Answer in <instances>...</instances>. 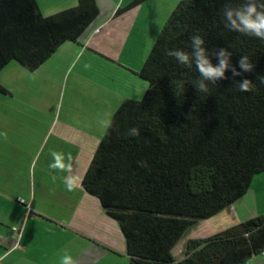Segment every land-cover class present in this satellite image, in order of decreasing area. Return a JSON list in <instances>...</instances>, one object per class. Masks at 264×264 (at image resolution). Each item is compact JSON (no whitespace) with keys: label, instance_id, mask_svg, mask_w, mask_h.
<instances>
[{"label":"trees","instance_id":"obj_1","mask_svg":"<svg viewBox=\"0 0 264 264\" xmlns=\"http://www.w3.org/2000/svg\"><path fill=\"white\" fill-rule=\"evenodd\" d=\"M226 3L238 7L243 0L178 1L138 72L149 83L143 98L120 104L83 176L86 191L118 222L129 264H241L264 252L262 213L190 238L181 258L173 254L190 225L244 196L264 172V85L257 80L264 75V40L226 29ZM99 13L96 0L49 15L37 0H0V72L13 61L36 70L64 42H79ZM195 34L213 64L212 52L225 48L237 71L242 56L253 70L233 78L228 69L227 79L198 92L195 66L166 54L191 51ZM245 78L256 85L252 91L238 90L234 81ZM0 92L10 90L0 82Z\"/></svg>","mask_w":264,"mask_h":264},{"label":"crops","instance_id":"obj_2","mask_svg":"<svg viewBox=\"0 0 264 264\" xmlns=\"http://www.w3.org/2000/svg\"><path fill=\"white\" fill-rule=\"evenodd\" d=\"M37 1L45 15L78 4V0ZM96 1L99 15L79 42H72L80 51L99 37L100 32L105 33V37L109 35L110 26L123 10L121 0ZM131 3L129 7H137L135 16L141 5L139 8L138 3L130 6ZM134 29L133 25L128 37L136 36ZM51 60L54 54L40 68ZM9 66L17 69L11 62L3 70ZM33 106L34 101L27 97H15L11 91L0 92L1 264H60L65 249L74 264H118V255L129 256L124 234L100 199L87 192L82 183L101 139L88 146L85 140L76 141L67 125L59 131L54 130L57 126L53 127L54 120L53 124L44 126ZM76 128L77 134L88 138L82 123ZM53 153H62L64 157L55 161ZM68 153L72 160L67 158ZM63 166L62 171L59 167ZM68 182L74 185L72 191L66 187ZM256 256L263 257L264 252ZM253 258L244 264L254 263Z\"/></svg>","mask_w":264,"mask_h":264},{"label":"rangeland","instance_id":"obj_3","mask_svg":"<svg viewBox=\"0 0 264 264\" xmlns=\"http://www.w3.org/2000/svg\"><path fill=\"white\" fill-rule=\"evenodd\" d=\"M121 1L122 13L110 26L112 32L106 37L100 32L99 37L81 51L76 43L64 42L54 53V60L39 70L27 69L13 61L17 69L9 66L0 72V80L15 97L34 101L35 114L41 115L44 126L53 124L54 120L53 127L57 124L54 130L59 131L67 125L74 139L79 142L85 140L88 146L101 139L106 131L102 121L112 119L125 99L143 98L149 83L137 72L179 0H143L138 3L141 8L135 16L133 13L137 7H129L134 0ZM133 25L136 36L128 37ZM85 64L90 67L86 68ZM80 123L85 127L88 138H83L82 133L77 134L76 125ZM95 144L97 146L98 143ZM262 213L264 172L254 178L244 196L215 215L190 225L173 254L177 258L182 256L190 238L207 237ZM117 257L118 264L130 262L126 254ZM258 259L264 261V256L254 257L252 264H262Z\"/></svg>","mask_w":264,"mask_h":264},{"label":"clouds","instance_id":"obj_4","mask_svg":"<svg viewBox=\"0 0 264 264\" xmlns=\"http://www.w3.org/2000/svg\"><path fill=\"white\" fill-rule=\"evenodd\" d=\"M221 15L224 20V26L226 29L238 32L243 35L254 36L261 40H264V0H243V3L238 7H233L230 3H226L222 9ZM191 39V51H186L181 48H174L167 51V55L174 58L179 65H182L188 69L195 66L196 71L199 73V79L194 82V85L198 92L207 93L209 91L208 84L216 85L218 80L227 79L225 72L231 69L233 78L241 76L242 72H251L254 65L250 62L248 56H242L239 60V68L242 71H237L235 65L230 63L232 53L225 48H220L218 51H213L217 59V63L213 64L210 59L209 53L205 45V40L199 34L192 35ZM85 67L90 65L85 64ZM261 85H264V75L258 76ZM236 86L241 92L252 91L256 85L249 79H243L240 82H236ZM181 91L182 86H181ZM104 128H110L112 126V120L105 119L102 121ZM129 134V133H128ZM131 136H138L140 134L137 127L130 129ZM64 157V154L53 153L54 160H58ZM67 158L72 160L71 153L67 154ZM52 167H55L52 165ZM60 170H65V166L59 167ZM69 191L73 190V183L68 182L66 185ZM65 254L61 257L60 264H74L71 255L67 254V249L64 250Z\"/></svg>","mask_w":264,"mask_h":264},{"label":"built area","instance_id":"obj_5","mask_svg":"<svg viewBox=\"0 0 264 264\" xmlns=\"http://www.w3.org/2000/svg\"><path fill=\"white\" fill-rule=\"evenodd\" d=\"M13 229H14L15 231H18V227H16V226H14ZM0 264H1V262H0Z\"/></svg>","mask_w":264,"mask_h":264}]
</instances>
